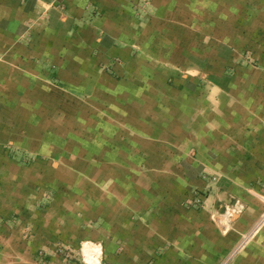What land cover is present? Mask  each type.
Wrapping results in <instances>:
<instances>
[{
	"label": "crops",
	"instance_id": "0c3cea01",
	"mask_svg": "<svg viewBox=\"0 0 264 264\" xmlns=\"http://www.w3.org/2000/svg\"><path fill=\"white\" fill-rule=\"evenodd\" d=\"M137 1L0 0V146L52 158L48 203L3 216L0 264H85V241L105 264H219L263 212L264 0H151L141 17ZM247 53L257 66L206 81L204 116L170 115L183 59L211 73ZM231 264H264V225Z\"/></svg>",
	"mask_w": 264,
	"mask_h": 264
},
{
	"label": "rangeland",
	"instance_id": "374dc122",
	"mask_svg": "<svg viewBox=\"0 0 264 264\" xmlns=\"http://www.w3.org/2000/svg\"><path fill=\"white\" fill-rule=\"evenodd\" d=\"M150 5H151V0H138L136 3L132 4V9L134 12L138 14L139 17H141L150 9ZM220 51L218 50L217 52L220 53ZM198 60H200V57L197 58V62H196L197 69H199L197 73L190 72L191 70H189L188 68L190 64L191 66L193 65V62L191 58L190 59L186 58L183 59V61L181 62L182 66L175 74H170V73L166 74L167 83L175 86H179L178 88L180 90L179 93L181 92L180 105L178 107L177 106L172 107V111H169L171 116H194V114L196 116H204L205 113L204 87L206 83L208 84V82L206 81L212 78L213 84H216L215 82L219 80V78L217 77L220 76L222 67L223 70L224 68H228L229 70H225V72L224 71L223 72L228 74V76H232L238 65L257 66V62H258V59L252 56L250 53L242 54L241 56L238 57L232 55L228 57H221V55H217L216 57H213V65H212L213 71L211 73H206L204 72L203 69L204 68L203 58L200 61ZM195 86H196V97L194 96ZM87 91L89 90H86V92ZM195 99H196V103H195L196 105L194 104ZM220 100L221 99L219 96H215L216 105L214 104L212 106L210 105V107H213L212 109L214 112L213 113L214 116H219L220 114L219 112ZM165 111L167 112L166 109ZM22 146L27 148L28 144L25 143ZM40 154L28 152L27 150L20 151L17 149H13V147L9 145L0 146V180H3L2 183L0 182V189L4 188L5 193L10 194V191L12 190L13 187L15 192L12 194V196H19L18 199L13 201H5V200L2 201L0 199V225L4 223L3 216H8L11 213H16V210L17 211L19 209L28 210L30 205H33L35 208L41 209L45 206L46 203H48L47 200H48V196H50V192L45 188L46 187L45 172L47 171L45 166L47 165V161L52 160V158H46L44 153H40ZM201 177L205 180L208 179L209 181L216 183L220 177V170L219 169H215L211 171L203 170L201 173ZM26 178H31L32 181L36 179V184L34 183L29 184L26 181ZM11 183L15 185H12ZM206 193L208 192L204 191L200 187L192 188L191 191L192 197L185 199L186 204L192 206V202H194V198H197L199 201L196 207H203L205 205L204 201L206 200ZM7 197L8 196H6V198ZM232 205L233 204H229L228 208L233 209ZM225 208L226 206H224L221 213L225 211ZM239 213H241V211ZM260 214L245 232L249 231L254 226ZM13 218L14 217L12 216L10 218H7V220L13 222ZM257 232L258 230L251 235V237L243 244L242 247H244L245 244H247V242L251 241L253 236ZM85 242H89V243H86L85 245L82 246L80 245L79 247L80 257L81 256L85 257V255L87 256L89 249L91 255L93 244H96L91 241H85ZM65 249L66 248L61 247L57 253L65 254V251L67 250ZM71 253L72 252H70V254ZM36 255L43 256L44 254L38 252ZM40 256L38 258V261L40 260L41 262ZM76 256L77 255H73L70 257L75 258ZM100 257H101V253H100ZM233 258L231 259V261L233 260ZM100 259H101V263L105 264L102 260V257ZM231 261L228 264H231Z\"/></svg>",
	"mask_w": 264,
	"mask_h": 264
},
{
	"label": "built area",
	"instance_id": "2783aa9c",
	"mask_svg": "<svg viewBox=\"0 0 264 264\" xmlns=\"http://www.w3.org/2000/svg\"><path fill=\"white\" fill-rule=\"evenodd\" d=\"M198 199L194 198V202H192V206H196L198 203ZM191 203V202H190ZM240 207L239 206H233V209L226 207L225 211L221 214V220L222 223H224V227L227 229L228 228V224L231 221V218H233L234 216H237L240 212ZM213 216V214H212ZM264 224V211L260 214L259 218L257 219L256 223L254 224V226L247 232L243 233L240 236V240L239 242L236 244V246L233 248V250L219 263V264H228L231 259L235 256L236 253H238V251L241 249V247L243 246V244L251 237V235L256 232L257 230H259L261 228V226ZM86 243L89 242H85L84 245ZM93 244V243H91ZM94 248H96V250H93ZM93 249L91 251V255H90V249L88 251L87 256L91 257L93 263H88L87 261H85V257H87L85 255V257L83 256V261L85 262V264H99L101 263V257H100V247L96 244H93ZM98 261V262H97ZM102 264V263H101Z\"/></svg>",
	"mask_w": 264,
	"mask_h": 264
}]
</instances>
